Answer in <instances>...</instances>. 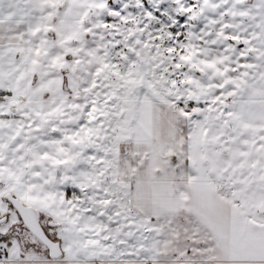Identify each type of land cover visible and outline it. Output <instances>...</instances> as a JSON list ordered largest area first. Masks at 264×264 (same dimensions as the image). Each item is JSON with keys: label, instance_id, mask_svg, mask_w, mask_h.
<instances>
[{"label": "snow or ice", "instance_id": "1", "mask_svg": "<svg viewBox=\"0 0 264 264\" xmlns=\"http://www.w3.org/2000/svg\"><path fill=\"white\" fill-rule=\"evenodd\" d=\"M0 264H264V0H0Z\"/></svg>", "mask_w": 264, "mask_h": 264}]
</instances>
